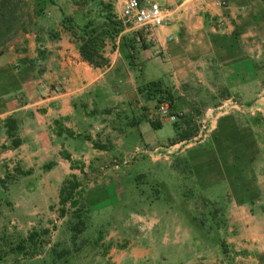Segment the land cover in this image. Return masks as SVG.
<instances>
[{"label": "crops", "instance_id": "1", "mask_svg": "<svg viewBox=\"0 0 264 264\" xmlns=\"http://www.w3.org/2000/svg\"><path fill=\"white\" fill-rule=\"evenodd\" d=\"M105 1L118 18L122 0ZM140 1L158 3L169 23L150 36L125 27L122 35L136 33V40L145 45L137 50L132 69L117 49L119 38L105 44L106 66L94 68L82 60L78 43L63 23L64 17L77 13L72 0L63 6L56 0L44 16L25 21V31L0 54V164L31 173L34 167L52 164L46 176L58 185L75 174L76 165L86 168L106 159L117 161L118 166L132 162L137 167L154 165L151 153L159 142L150 124L154 111L138 93V83L162 80L171 86L179 116L188 92L214 77L220 76L226 87L252 85V59L263 56L261 50L264 53V0ZM219 18L225 19V31L215 28ZM57 84L61 85L58 95L46 94V88ZM217 120L211 126L217 132L212 144L187 145L189 140L178 134L175 124L167 154H175L176 159L188 157L197 185L207 193L202 197L211 203L228 200L235 211L232 214L238 215L245 206L263 202L248 193L243 180L251 170L254 148L233 141L240 133L230 126L224 128L227 119ZM170 198L167 264L186 263L188 256L181 246L189 244V231L200 238L193 236V241L208 239L199 235L189 219L187 198L176 194ZM163 260L130 245L120 252L110 250L106 256L109 264H158Z\"/></svg>", "mask_w": 264, "mask_h": 264}, {"label": "rangeland", "instance_id": "2", "mask_svg": "<svg viewBox=\"0 0 264 264\" xmlns=\"http://www.w3.org/2000/svg\"><path fill=\"white\" fill-rule=\"evenodd\" d=\"M65 1L60 0L62 6L66 4ZM29 11L24 7L25 14ZM215 28L225 31L226 25L218 27L215 24ZM261 54L263 56L252 59L251 86L226 87L220 76L214 77L212 82L207 80L188 92L189 96L180 108L181 116L175 113L176 99L169 107L170 112L177 116L176 121L168 123L162 120L160 122L164 123L155 130L159 142L157 149L151 153L154 165L137 167L132 162L118 166L117 161L106 159L86 168L74 166V175L82 185L78 188L80 196L76 194L75 197L80 207L88 212L84 218L87 228L85 232L77 234L80 249L56 264H109L106 256L110 250L120 252L126 250L128 245L149 250L153 257L164 259L158 264H167V203H171L170 196L184 195L189 212L197 218L204 213L203 205L207 201L202 197L207 193L197 185L195 172L193 174V168L187 165L189 158L176 159L175 154H167V145L170 144L167 140L174 134L173 124H177L178 134L185 135L189 140L187 145L200 141L209 143L217 135L215 130H211L217 117V122L227 119L224 128L230 126L240 133L233 141L250 143L254 148L251 170L243 180L248 185V193L263 198V202L257 206H245L244 211L238 214L239 218L232 214L235 211L228 200L215 203V208L223 211L227 226L219 236L227 247L226 251L218 242H197L200 239L198 234L190 230L189 244L181 246L188 259L181 264H264L262 50ZM153 111L155 113V109ZM19 169L7 163L0 164V257L11 260V248L30 232L47 229L49 232L44 237L46 243L43 251L33 264H45V261L50 264L51 247L57 251L71 247L69 227L76 221L71 217L69 212H72V208L68 205L66 216H59V193L64 181L58 185L47 177L45 167H34L32 173ZM102 205L108 207L95 211ZM193 236L197 238L195 241L192 240ZM65 259L67 261L63 263Z\"/></svg>", "mask_w": 264, "mask_h": 264}, {"label": "trees", "instance_id": "3", "mask_svg": "<svg viewBox=\"0 0 264 264\" xmlns=\"http://www.w3.org/2000/svg\"><path fill=\"white\" fill-rule=\"evenodd\" d=\"M56 0H0V54L3 48L14 39L19 32L26 29V20L31 16L40 18L47 13V10L55 4ZM77 7V13L74 17H64L63 23L66 25L70 36L78 43V50L82 60L94 68H102L108 64V59L105 57L106 42L113 43L119 38L117 49L123 59L127 61L132 69L134 56L139 48L145 45L139 39L136 40L137 34L122 35L125 27L117 18L112 5L105 0H72ZM24 7L30 11L26 14L23 12ZM114 46V44H113ZM138 93L143 97L145 102L150 103L153 109L161 103H167L172 107L177 97L173 88L166 85L162 80L150 81L147 83H138ZM154 129L161 127V122L154 120L150 121ZM10 122H7L8 129H12ZM175 126V124H174ZM19 143H12V146H17ZM65 158H68L65 156ZM52 164L45 166V169H50ZM72 167V165H71ZM84 176L85 174L81 172ZM80 181L74 175L65 180L62 184L59 193L60 218H64L68 212L66 206L72 208L69 212L71 217L76 221L72 227H69L71 234V247L62 248L57 251L55 247L49 250L50 264L62 261L63 258L70 256L73 252L80 249L77 245V234H81L87 228L85 216L88 212L84 211L77 201L75 195L80 196L78 188L81 187ZM79 192V193H78ZM158 193V189L156 190ZM206 200V199H205ZM204 213L201 218L190 213L189 217L192 224L196 227L199 235L208 242H218L226 251L227 247L222 239H219L220 232L227 229L223 211L215 208V203L205 201ZM74 210V211H73ZM48 230L32 231L26 238L18 242L10 249L12 254L11 260H5L4 256L0 257V264H33L38 255L43 251L45 245L44 237L47 236ZM67 259L63 261L65 263ZM45 264L47 262L45 261ZM49 264V263H48Z\"/></svg>", "mask_w": 264, "mask_h": 264}, {"label": "built area", "instance_id": "4", "mask_svg": "<svg viewBox=\"0 0 264 264\" xmlns=\"http://www.w3.org/2000/svg\"><path fill=\"white\" fill-rule=\"evenodd\" d=\"M219 6H225V2H219ZM118 19L121 21L124 27L140 29L146 35H152L153 32L169 23V19H166L163 9L160 5L153 1L140 0H122L120 7V15ZM218 27H222L225 24L224 18H219L215 21ZM61 90V85L57 84L51 88H46V94L58 95ZM177 116L172 114L167 103H161L155 109L153 114V120L174 123Z\"/></svg>", "mask_w": 264, "mask_h": 264}]
</instances>
